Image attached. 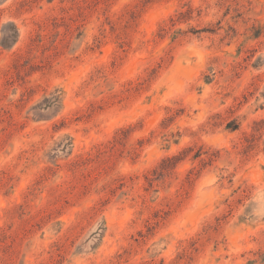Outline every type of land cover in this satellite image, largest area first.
<instances>
[{
	"label": "rangeland",
	"instance_id": "374dc122",
	"mask_svg": "<svg viewBox=\"0 0 264 264\" xmlns=\"http://www.w3.org/2000/svg\"><path fill=\"white\" fill-rule=\"evenodd\" d=\"M262 253L264 0H0V264Z\"/></svg>",
	"mask_w": 264,
	"mask_h": 264
},
{
	"label": "trees",
	"instance_id": "16d2710c",
	"mask_svg": "<svg viewBox=\"0 0 264 264\" xmlns=\"http://www.w3.org/2000/svg\"><path fill=\"white\" fill-rule=\"evenodd\" d=\"M179 14H183V13H179ZM162 30L165 31V32H167V26H164ZM177 157H178V156H173V157H170V158L168 157V158H167V161H174V160L177 159ZM177 160H178V159H177ZM181 160H182V159H179V161H177V163H175L174 167L177 166V165L179 164V162H181ZM162 172H164V169H163ZM160 176H162V175H160ZM100 230H102V229H99V231L96 232V233L94 234V235L96 236L95 238L98 237V238L100 239V238L102 237V236H100V235H101V231H100ZM260 258H261L260 260H261L262 264H264V253H262V254L260 255Z\"/></svg>",
	"mask_w": 264,
	"mask_h": 264
}]
</instances>
